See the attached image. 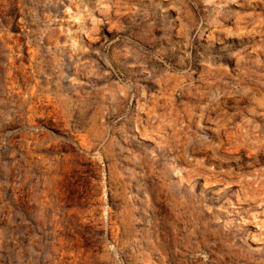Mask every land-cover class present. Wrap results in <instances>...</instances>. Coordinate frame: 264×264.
Masks as SVG:
<instances>
[{"label":"rangeland","instance_id":"374dc122","mask_svg":"<svg viewBox=\"0 0 264 264\" xmlns=\"http://www.w3.org/2000/svg\"><path fill=\"white\" fill-rule=\"evenodd\" d=\"M0 264H264V0H0Z\"/></svg>","mask_w":264,"mask_h":264}]
</instances>
